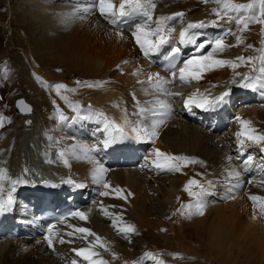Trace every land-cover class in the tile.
<instances>
[{
    "label": "bare ground",
    "instance_id": "1",
    "mask_svg": "<svg viewBox=\"0 0 264 264\" xmlns=\"http://www.w3.org/2000/svg\"><path fill=\"white\" fill-rule=\"evenodd\" d=\"M90 2L91 0H80L79 3L77 0H15L13 5L15 21H11L13 26H23L25 34L21 42L34 68L40 72L36 83L29 73H25L22 82L24 92L31 93L30 102L46 132L45 135L37 132L35 120L33 127H30L35 129L31 131L33 138L37 140L35 143L40 145L39 141L43 143L46 137L49 142V148L44 150L38 159H30L33 166L39 169V175L48 179L68 175V178L73 180L72 183L84 185L80 189L84 190V196L89 198L97 193L96 188L103 185L93 181L92 171L95 165L85 157L81 146L97 145L99 150L90 155L106 169H110L105 173L104 182L111 188L103 187L104 191L110 194L100 197L102 205L99 209L85 206L80 210L86 214L85 220L73 216L67 222L54 227V230L58 228L61 231L57 235L58 238L67 242L64 244L65 249L90 247L91 243L95 242V237L89 236L85 239L83 234L74 232L76 226L86 227L101 237L105 248L96 247L93 250L99 253L96 258L103 259L106 264H152L154 262L151 260L152 257L156 259L163 257L175 264L186 262L264 264V215L260 214V200L253 202L250 199L251 196L264 199V179L247 185L245 183L247 179L241 178L237 163L226 146L245 127L255 129L256 134H264V103L258 105L256 109L249 106L239 111L237 115L234 114L227 131H222V126L231 118L230 108L236 109L239 105L241 107L247 105L243 103L245 101L233 102L230 105L229 101H225L222 112L209 118L211 124L209 127L213 126V131L190 125L175 115L177 108L167 97L172 87L171 83L175 82L178 85L179 82L166 81L165 74L148 63L132 36L135 23L119 27L112 25L100 16L98 7L81 20L76 10L88 6ZM113 2L118 8L120 0ZM233 2L247 4L252 0ZM154 3L156 7L153 10V20L160 16H172L177 12L184 13L183 17L167 22V26L174 28L175 31L171 34L169 42L160 48L159 54L165 52V48L169 52L181 44L179 33L189 23L204 22L202 32L205 34L199 41L208 42L212 36L216 39L224 37L225 43L232 45L224 52L216 53V58L233 61L241 56L253 58L250 64L237 61L240 66L235 69L224 66L205 71L198 80L188 78L186 84L192 80L197 84V88H203L204 85V89L214 94L224 89H227L228 93L240 92L241 88L238 89L236 85L245 75L253 77V82L257 86L264 83V79L256 80L257 77H264V73L259 71L264 67V62L259 59L264 55V25L259 23L249 25V29L241 34L243 43L236 46L235 36L226 34L228 27L239 34V28L235 23L226 25L221 21L220 26L211 23L216 19L212 9L220 7L217 3H205L204 0H154ZM255 11L258 14V3ZM17 16L19 19L16 21ZM141 21L142 19L136 23ZM118 32L123 33V38L117 35ZM248 45L252 47L249 48ZM185 48L186 52L187 48L192 52L196 49L191 44L185 45ZM202 51L204 52L200 55H206L212 51V47L208 46ZM193 57L194 55L188 59ZM185 59L186 57L183 61ZM182 66L183 62L178 65L176 75H179L178 69ZM60 72L67 73L71 80L65 79ZM157 73L166 82L164 91H158L149 85L148 76H155ZM74 78H76L74 82L80 81L76 86L66 84L67 81L72 82ZM58 83L66 86L60 90V95H57L55 88L52 87ZM85 84L94 86L86 87ZM188 88L191 87H186L185 90ZM193 90H187V95H195ZM256 90L251 98L264 101V88L259 87ZM62 96H66L67 101L62 99ZM14 98H11V109ZM157 101L170 106V115H152V111L164 113L167 110ZM70 104H79L81 115H87L90 111L93 116L103 113V117L110 123L119 125L128 132L131 124L150 126L152 120L163 119L164 123L157 129L159 135L154 140L155 146L151 150L153 154L159 149L175 156L193 157L203 163L181 167L178 171L179 176L175 175L177 172L172 171L175 173L171 178L154 176L148 172L142 174L133 168L119 169L114 165L115 162L129 161L137 150L147 151L141 144L143 140L126 141L127 151L112 150L103 154L98 145V138L104 118L100 117L99 120L90 123L95 127L86 120L73 121L71 117L75 116V113ZM57 109L70 119L61 124ZM141 109L144 111L141 112ZM35 112L30 116L33 120ZM125 121L130 124H126ZM242 121H248L249 124L243 125ZM89 127L97 130L94 135L89 133L91 130ZM14 144V140L9 138L0 142V162L4 161L5 167L9 164L10 168L16 169L18 160L10 165V161L4 158L9 151L23 147L21 144L19 148L16 145L11 149ZM34 147L36 148V145ZM61 150L65 151L69 174L63 172L62 163L60 159L57 160ZM228 157H231V160ZM105 161L107 165L104 164ZM261 168L264 170L263 166ZM230 172H238L239 176H229ZM191 179H196L205 187L211 182L210 189L227 190L228 194H231L230 200L217 204L210 192L205 197L207 207L204 215L186 218L179 210L181 205L194 203V198L184 190ZM165 182L168 183L163 185ZM117 187L123 190L122 194L127 196V199L116 196L112 189ZM192 190L198 191V188L193 186ZM67 192L64 191V194ZM129 192L132 195L129 196ZM148 192H151V195ZM99 194L98 192L97 195ZM25 196L29 197V194ZM25 196H22L24 205L27 202ZM102 209H107L110 215L105 216ZM8 213L11 218L4 217L0 222V239L11 238L14 243L6 252L5 247L9 243L0 248V264H64V260L59 258L41 238L27 240L23 234L13 237L15 234L13 229L17 228L16 218L23 222L25 216L21 217L20 214L15 216L16 209L13 204ZM117 217H122V220H118ZM113 220H117L116 226L113 225ZM124 224L134 225L136 232L128 235L120 233L118 227ZM70 232L73 233L72 236L68 235Z\"/></svg>",
    "mask_w": 264,
    "mask_h": 264
},
{
    "label": "snow or ice",
    "instance_id": "2",
    "mask_svg": "<svg viewBox=\"0 0 264 264\" xmlns=\"http://www.w3.org/2000/svg\"><path fill=\"white\" fill-rule=\"evenodd\" d=\"M79 3L80 0H77ZM205 3L215 2L220 7L212 9V14L216 17L214 21L211 23L214 26H220V22L223 21L226 25H231L235 23L239 28V34L237 32H233L231 27L227 28V35L235 36L236 46L240 43H243L241 38V34L249 29V25L254 23H259L264 25V0H252V2L247 4L235 3L233 0H204ZM259 4V12L256 13V5ZM98 7V11L101 17L106 19L110 24L119 27L121 21L131 20L135 17L139 16L142 18L141 22L135 23V30L132 32V36L135 39L136 44L140 47L143 55L145 57L149 56L152 53L158 52L164 44L169 42L171 34L175 31L174 28H170L167 26V22L169 20L183 17V12H177L172 16H160L159 18L153 20V10L156 7L154 0H120L118 8L116 7L113 0H91L88 6L83 8H78L76 10V14L79 15L81 20L85 19L86 16L90 15L96 8ZM244 13V14H241ZM154 25V26H153ZM205 26L204 22L199 23H189L187 27L180 31V43L184 45H194L198 52L204 50L206 47L211 46L212 51L208 52L206 55H198L194 56L191 59H187L183 61V66L178 69L179 79L181 81H186L188 78L192 79H200L203 72L208 70H214L219 67L230 66L233 69L240 66V63L237 61L250 64L253 62L252 57H237L235 61L233 60H225L216 58V53L224 52L228 47L232 45H228L225 43L224 37H218L214 41H197L196 34L190 33L191 29L195 28H203ZM117 35H120L123 38V33L118 32ZM249 48L252 45H248ZM180 48H174L171 51V58L168 62V68L171 71L173 77L177 74V56L180 53ZM259 59L264 62V55H261ZM261 73H264V67L259 69ZM236 75H240L236 73ZM39 80V77H37ZM264 79V77H257L256 80ZM148 82L151 87L158 91H164L165 81L162 77L157 73L155 76L149 75ZM41 83H44L41 81ZM143 83V82H140ZM235 83V81H233ZM86 87H93L92 84H85ZM241 87L244 88H252L255 90L257 88V84L253 82V77L243 76L242 81L240 83ZM52 87L55 88L57 95H60V90L65 89L66 86L64 84H55ZM259 87L264 88V83L260 84ZM69 91H75V89H69ZM229 93L224 92L221 96L216 98L213 101L204 100L202 102H197L192 97L185 102L186 106H191L195 104L197 107H205L206 105L209 107H215L218 104H221L225 101V98L228 97ZM62 99L67 101L66 96H62ZM161 105V107L166 108V112L158 113L156 111H152L153 116L157 115H170L171 108L170 106L164 105L162 101H157ZM24 102L20 101L18 107L23 105ZM75 116L71 117L73 121L75 120H87L92 117L91 111L87 115H81V108L79 104L71 105ZM27 112H31V108L24 106L22 109ZM144 109H141L143 112ZM58 119L61 124L67 122L70 118L66 116L62 111L57 109ZM103 117V113L98 114L97 118ZM104 118V132L106 133L105 138L101 141L104 148H108L110 145L123 140H155L158 137L159 133L157 129L161 124L164 123L163 119H154L151 122L150 126H140L138 124L130 125V132H125L122 127L119 125H115L113 123L108 122L106 117ZM239 119V118H238ZM5 117L0 115V127L4 126ZM10 122V121H9ZM31 123V121H28ZM126 124H130V122L125 121ZM243 125H248V121H242ZM243 137L242 139H238V143L240 149H244L247 142L250 144L260 145L264 147V134H256L255 129H250L245 127L241 133H238V138ZM250 146V145H249ZM75 147V146H73ZM82 150L87 157L94 165V169L92 171V179L96 183H100L103 185L105 189L111 188V186L104 182L105 173L107 169L92 155L93 152L98 151L97 145L91 146H81ZM155 159L152 161L153 165L157 169H167L169 171L178 172L181 170V167H187L190 164L203 163V161H198L197 159L185 155L175 156L168 153L161 152L159 149L155 150ZM242 154V153H241ZM60 159L63 160L65 165H68V160L65 159V151L61 150L59 153ZM79 158V157H77ZM231 160V157H228ZM252 158L249 156L244 163L247 165L251 162ZM28 170L25 169V172ZM239 176L238 172H230L229 176ZM5 179H9L12 184V191L16 190V186L27 183L26 180L23 179H15L11 180L6 175V170L0 169V192L3 191V181ZM72 183V181H69ZM82 184H76L75 187L80 188L83 187ZM193 186L198 188V191H193ZM211 182H209V186L205 187L203 184H200L196 179H191L185 185L184 190L188 192L190 196L194 198V203L181 205V209L179 210L182 215H186V218L191 219L194 215H204V210L207 207L205 197L210 194ZM115 192L116 196L121 199H127V196H124L123 190L120 188L112 189ZM110 193L108 191L101 192L100 195L108 196ZM128 195H132V193H128ZM250 199L253 202H256L258 199L260 200V214L264 215V199L258 198L256 196H251ZM13 204V198L11 193H9L7 199L0 197V215H3L11 210V206ZM105 216L110 215L107 209H102ZM185 210H187L185 212ZM70 215L79 217L81 220L86 219V214L83 212H74ZM118 220H122V217H117ZM113 225H117V220H113ZM118 231L124 235H128L130 233H135L136 228L132 224H124L122 227H118ZM52 232V229H49V233ZM74 232H78L83 234L84 238L92 236L95 237V242L91 243L90 247L73 249L75 255L83 259V261H87L88 264H106L103 259H97L99 253L94 251L96 247L105 248V245L101 242V237H99L96 233L92 232L90 229L86 227H74ZM69 236H72L73 233H68ZM50 248L54 249L53 245V236L49 235L45 237ZM60 243H65L63 239L59 241ZM71 264H77L76 260L71 261Z\"/></svg>",
    "mask_w": 264,
    "mask_h": 264
},
{
    "label": "rangeland",
    "instance_id": "3",
    "mask_svg": "<svg viewBox=\"0 0 264 264\" xmlns=\"http://www.w3.org/2000/svg\"><path fill=\"white\" fill-rule=\"evenodd\" d=\"M14 1L15 0H0V15H1V18H0V20H1L0 21V113L2 114L3 117H5L4 126L0 127V130H1L0 135H2V133L4 132L6 134L5 139L9 138V140L10 139L14 140L15 144H14V147H12L11 149H14L16 147V145H17V148H19V146L21 144H17L18 138L21 135H24V133H25L24 131H22V128L20 127L21 126V123L19 120L20 118L14 117L12 115L13 113H12V109H11V98L24 95V96H26V98L29 101L32 102L31 93L30 92H27V93L24 92V87L22 84L23 79H24L23 77L26 76L25 73H29L32 77V80L34 79L33 80L34 83H36L37 77H40V72L38 71L37 68H34L33 63L31 62L30 57H28V54L25 52V47L23 46V43L21 42V38L24 37V34H25V30H24L23 26H20V27L19 26H13V24L11 23V21L12 22L15 21L14 20L15 19L14 18V9H13ZM55 1H57V0H55ZM9 5H10V7H9ZM2 6H5L6 10L3 11ZM17 19H19L18 16L16 17V21H17ZM164 51L167 52V48H165ZM54 73H55V70H54ZM61 73L65 79L71 80V78L68 77L69 75L67 73L60 72V74ZM75 79L76 78H74L72 82L67 81L66 84L71 85V86H73V85L76 86L80 81L74 82ZM86 82L89 83L88 81H86ZM82 83H85V82H81V84ZM195 86H196V83L191 85V87H195ZM190 89L193 90L192 88H188L187 90H190ZM187 90L184 89L183 91L186 92ZM252 100L257 101L258 99L252 98ZM252 102L253 101L249 102V100H247V102H243V103H247V105L255 104L253 106H250V108H255V109L258 107V105H262L264 103V101H260V100L257 101L258 104L252 103ZM238 107H241V105H239ZM230 109H233L231 111V114H236V115L238 114L239 109H237V112H236V110H234L235 108H230ZM35 115H36L35 117L33 116L34 117L33 123H35L36 122L35 120H37V123H36L37 124V130H38L37 132L39 134L45 135L46 132L43 129V127L41 126V122L39 121L37 111L35 112ZM7 117H8V119H7ZM39 122H40V124H39ZM33 130H35V129H33ZM225 131H227L226 128H225ZM127 132H128V130H127ZM10 137H12V138H10ZM47 140H48V138L46 137L44 139L43 143H41L40 145L44 146L45 148H49V142H47ZM23 141L25 142L26 140L23 139ZM19 142L22 143L21 139ZM143 142H148L150 144V147H146L147 152L151 151L155 146V142H153V141L143 140ZM59 159H60V157H59ZM60 163H62L61 169H64L63 172L66 174H69V169H67V166L62 162V159H60ZM6 167L8 168L9 164ZM107 170H110V169L107 168ZM174 173L175 172H173L172 175H174ZM179 174H180L179 172L175 173V175H177V176H179ZM172 175H165V177L171 178ZM146 181L148 183V180H146ZM166 183H168V182L163 183V185ZM103 191H104L103 187L97 188L95 191L97 193H95V195L93 196L95 198V205L89 202L85 206L95 207L96 209H99V207L102 205V200L98 202V199L100 200V197H98L97 194H98V192L101 193ZM210 192L212 194V197L215 198V201L217 204H223V203H225V201L226 202L229 201L230 197H231V194L229 195L227 190H225L223 188L210 189ZM148 194L151 195V192L150 193L148 192ZM97 202H98V204H97ZM71 227H73V226H71ZM6 240H8V241H6ZM7 243H9V245ZM13 243H14V241H12L9 238H2V239H0V248L5 246V245H8L5 247V252H6L7 249L9 248V246ZM98 248H100V247H98ZM160 258L162 261H167L170 264H175L171 261H168V259L166 260V258H163V257H160ZM186 260H188V258H186ZM204 261H206V260H204ZM188 263L189 262H186L183 264H188ZM44 264H47V263H44ZM160 264H162V263H160Z\"/></svg>",
    "mask_w": 264,
    "mask_h": 264
},
{
    "label": "water",
    "instance_id": "4",
    "mask_svg": "<svg viewBox=\"0 0 264 264\" xmlns=\"http://www.w3.org/2000/svg\"><path fill=\"white\" fill-rule=\"evenodd\" d=\"M25 123H27V122H25Z\"/></svg>",
    "mask_w": 264,
    "mask_h": 264
}]
</instances>
